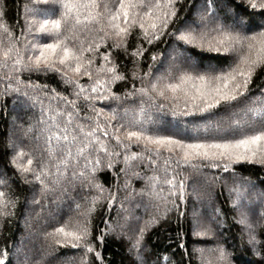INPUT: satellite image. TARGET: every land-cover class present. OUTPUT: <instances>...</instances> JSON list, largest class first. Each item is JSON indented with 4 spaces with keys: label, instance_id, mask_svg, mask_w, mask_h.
<instances>
[{
    "label": "trees",
    "instance_id": "16d2710c",
    "mask_svg": "<svg viewBox=\"0 0 264 264\" xmlns=\"http://www.w3.org/2000/svg\"><path fill=\"white\" fill-rule=\"evenodd\" d=\"M207 2L208 0H178L176 16L164 30L165 34L152 45H143L144 55L135 68L130 56H125L122 50H113V57L126 75V80L113 84L112 91L122 96L133 85L136 88L148 87V81H154L156 77H161L164 83H172L176 82L181 72L195 75L206 71L209 65L220 68L231 62L230 53L212 52L207 46L201 48L177 41L175 36L170 35L177 28L190 27L200 32L205 27L210 29L215 23H222L245 34L264 30V10L250 8L247 0H233L224 12L218 13L219 19L216 21L206 17L202 20ZM26 8L39 9L49 13V16H33ZM0 12L14 37H22L18 46L23 47L26 40L30 47L36 39V21L57 18L59 7L51 0H0ZM30 21L34 27L25 36L23 30L28 29ZM77 33L79 40L85 41L84 46L87 47L93 34L80 29H77ZM138 34L139 29L136 28L129 36V53L140 43ZM50 41L51 38L46 36L38 39L39 43ZM73 44L79 46V41L69 42L70 47ZM110 45L111 41H108L100 51L106 50ZM152 55L157 56L156 61L151 60ZM150 64L153 66L151 69ZM95 66L99 67L98 57ZM133 70L137 71L138 76H142L144 72H150L151 75L142 83L140 79H133ZM7 73V68H0V169L7 171L8 176L7 185H0V191L15 199L16 205L10 209L11 215L0 217V249H9L12 264H81L83 249L72 248L68 244L58 245L55 243L58 237L48 234L66 223L74 224L84 219L82 213L93 206L94 197L97 198L94 211L89 213L87 219L90 221V239L101 253L103 264H139L140 257H143L146 264H218L217 253L214 251L218 247H223L230 253L231 264H264V250L261 255L252 251L247 245L244 227L237 222L243 214L255 225L258 234L264 233V163L242 161L224 171L206 165H177L173 159L168 166L167 178L175 177L177 187L183 182L184 198L181 200L178 192L176 196H167L169 185L163 183L167 154L154 157L156 164H152L145 154L143 159L125 165V150L116 148L114 140L103 138L109 148L121 153L110 169L102 165L95 173L104 192L101 193L87 185L86 180L73 175V171L78 173L83 167V160L75 169L69 165L65 175L59 177L57 183H53L54 177H47L50 190L41 192L38 183H25L16 169L8 164L9 157L14 154L12 145L16 146V151L30 154L34 167L38 168L40 162L47 160L49 170L55 172L52 167L55 161L48 160L45 137L41 133L42 110L66 107L59 100L50 102L48 97L51 90L55 89L69 100L74 99L73 86L65 84L55 72H20L18 75L22 83L19 85L14 78L11 81L5 79ZM9 82L12 89L19 87L20 91L7 90ZM80 83L87 85L88 77L81 76ZM29 84L42 87L46 85L47 88L36 92L27 87ZM249 88L250 99H264L261 96L264 91V66L257 68ZM26 92L28 95H25ZM33 95H38L39 99L33 101ZM142 99L145 113L141 119H145L146 127L160 135H172L185 140L225 136L230 138L231 120L243 117L239 111L232 115L223 108L214 113L174 117L171 114V102L162 97H156L155 107L141 97L120 101L97 100L94 103L96 108H103L105 114L116 109L120 123H124L125 119H131L133 113L138 112ZM160 104L166 107H158ZM77 106L80 108L81 119L86 112H90L88 102L82 98L77 100ZM126 108L131 110L127 117L124 113ZM51 114L49 111L48 115ZM101 122L103 123L102 118ZM112 123L116 125L117 120ZM141 151L142 148L132 144L128 154ZM100 155L103 157L102 153ZM26 160L25 156L18 163H26ZM121 168L126 171L121 172ZM153 176L158 177L155 186L151 179ZM27 179L32 180L30 173ZM160 195L167 196V201L161 199ZM34 199L39 203H35ZM109 200L112 201L111 204L108 203ZM141 229L144 230L142 234ZM97 237L103 239H96ZM138 237L141 247L134 248L132 245ZM88 260L90 264H100V261L95 260L94 254H89Z\"/></svg>",
    "mask_w": 264,
    "mask_h": 264
},
{
    "label": "snow or ice",
    "instance_id": "6c2138e0",
    "mask_svg": "<svg viewBox=\"0 0 264 264\" xmlns=\"http://www.w3.org/2000/svg\"><path fill=\"white\" fill-rule=\"evenodd\" d=\"M51 2L59 7L57 18L39 19L35 27L30 21L28 29L23 30L27 36L34 27L36 39L30 47L26 40L23 47L18 46L22 37H14L3 13L0 12V33H2L0 68L8 69L4 78L9 81L14 78L19 85L22 83L18 75L20 72H55L61 76L65 84L73 86L74 99L69 100L55 89L51 90V95L48 97L50 102L59 100L66 107L42 110L41 133L45 137V152L48 160L55 161L52 164L55 172L49 170L47 160L40 162L38 168L34 167L32 156L16 151V146L12 145L14 154L9 157L8 164L16 169L25 183L36 182L40 185L41 192H47L50 190L46 182L47 177H54L53 183H57L59 177L65 175L69 165L75 169L83 160V167L78 173L73 171V175L86 180L87 185L98 189L101 193L104 192L103 186L96 180L95 173L102 165L110 169L115 158L120 157L121 153L109 148L103 138L114 140L116 148L125 150L123 155L125 165L143 159L145 154L152 164H156L154 157L167 154L164 160L163 183L169 185L167 196H176L178 192L181 200L184 198L183 182L181 181L177 187L175 177L167 178L168 166L173 159L177 165L186 164L192 167L206 165L224 171L229 170L234 163L242 161L255 160L264 163V99H250L248 96L254 73L257 68L264 66V30L245 34L222 23H215L210 29L205 27V30L200 32L190 27L177 28L170 33L177 41L185 45H198L201 48L207 46L212 52L230 53L231 62L220 68L209 65L206 71L195 75L181 72L176 82L172 83H164L161 77H156L154 81H148V87L136 88L133 85L121 96L112 91V85L117 81H125L126 75L114 59L113 50H122L125 56H130L135 68L144 55L143 45H152L165 34L164 30L176 16L178 0H51ZM232 2L233 0H208L202 20L205 17L211 21L218 20V13L224 12ZM247 4L252 9L264 10V0H247ZM26 11L31 12L33 16H49V13L41 12L39 9L26 8ZM136 28L139 29L137 39L140 43L129 53V36ZM77 29L93 34V39L87 42V47L84 46L85 41L79 40ZM40 36L50 37L51 41L39 43ZM70 41H79V46L73 44L70 47ZM108 41H111L110 47L100 51ZM85 53L88 55L86 56ZM97 57L99 67L95 66ZM156 59L157 56L152 55L151 60L156 61ZM152 67L150 64L149 68ZM13 73L16 75L13 76ZM150 75V72H144L142 76H138L136 70L132 71L133 79H140L142 83ZM81 76L88 77L87 85L80 83ZM27 87L36 92L47 88L46 85L42 87L32 84ZM7 90L19 92L20 88L12 89V84L9 82ZM25 95L28 93L26 92ZM261 96L264 97V91L261 92ZM135 97L146 98L153 107L157 106L156 97L170 101L171 114L174 117L214 113L220 108L232 115H236L239 111L243 117L231 120L230 138L225 136L185 140L172 135H160L146 127L145 119H141L145 113L143 99L138 112H134L131 119H125L124 123H120L116 109L105 114L104 109L96 108L94 103L97 100L120 101ZM81 98L88 102L90 108V112H86L82 119L80 108L77 106V100ZM31 99L35 101L39 96L33 95ZM158 107L164 108L166 105L160 104ZM49 111L51 115H48ZM130 111L127 108L124 110L125 117ZM147 119L150 120V117ZM113 120H117L116 125H113ZM132 144L142 148V151L128 154ZM25 156L26 163H18V160ZM120 171L125 172L126 169L121 168ZM29 173L32 175L31 181L27 179ZM151 179L155 186L158 177L153 176ZM7 182V171L0 169V185L6 186ZM236 191L239 196V190ZM162 193L163 189H161ZM167 196L160 195V198L167 201ZM96 199L94 197L93 206L82 213L84 219L74 224L66 223L48 234L58 237L55 239L58 245L68 244L72 248L83 249L81 264H90L89 254H94L95 260L103 264L101 253L96 250L90 239V221L87 219L89 213L94 211ZM34 202L39 203L35 199ZM111 202L108 201L109 204ZM15 205V199L8 193L0 191V217L11 215L10 209ZM237 222L245 229L247 245L255 254L261 255V251L264 250V233L258 234L255 225L243 214ZM143 231L141 229V234ZM96 239L102 240L103 237ZM132 247H141L139 237ZM214 251L217 253L218 264H231L230 253L225 248L218 247ZM137 256L139 257V253ZM0 264H12L8 248L0 249ZM139 264H146L143 257L139 258Z\"/></svg>",
    "mask_w": 264,
    "mask_h": 264
}]
</instances>
